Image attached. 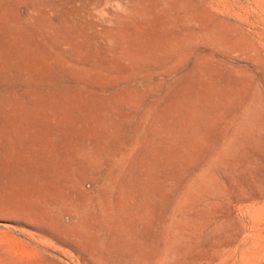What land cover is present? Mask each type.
I'll use <instances>...</instances> for the list:
<instances>
[{"label": "rangeland", "instance_id": "rangeland-1", "mask_svg": "<svg viewBox=\"0 0 264 264\" xmlns=\"http://www.w3.org/2000/svg\"><path fill=\"white\" fill-rule=\"evenodd\" d=\"M0 264H264V0H0Z\"/></svg>", "mask_w": 264, "mask_h": 264}]
</instances>
